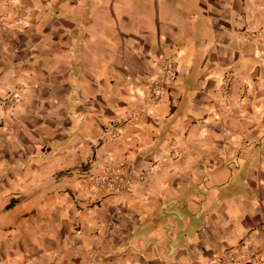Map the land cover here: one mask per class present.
I'll return each instance as SVG.
<instances>
[{
    "label": "crops",
    "instance_id": "1",
    "mask_svg": "<svg viewBox=\"0 0 264 264\" xmlns=\"http://www.w3.org/2000/svg\"><path fill=\"white\" fill-rule=\"evenodd\" d=\"M0 17V102L17 96L0 264H207L244 239L264 264V0H0ZM107 157L152 174L106 196L88 178Z\"/></svg>",
    "mask_w": 264,
    "mask_h": 264
},
{
    "label": "built area",
    "instance_id": "2",
    "mask_svg": "<svg viewBox=\"0 0 264 264\" xmlns=\"http://www.w3.org/2000/svg\"><path fill=\"white\" fill-rule=\"evenodd\" d=\"M256 4H260L263 0H254ZM26 12L20 11L18 17H25ZM6 25V19L0 17V28ZM247 38H252V34L245 33ZM176 77V56H172L163 60L160 68L150 79L147 87V97L152 102H158L165 94L169 85H171ZM231 76L225 75L217 88L218 94L227 103V93L231 83ZM17 102V96H9L0 102V108L6 109L14 106ZM109 136L113 139L117 134L112 132ZM151 170L146 169L138 173L134 178L124 177L118 166L112 164L110 158L107 157L106 167L102 174L98 176H89L88 180L92 187L104 193L106 196L117 195L122 192H128L133 188L135 182L143 183L151 176ZM257 262V253L251 242L247 239L242 240L238 247L227 248L219 255L211 259L207 264H255Z\"/></svg>",
    "mask_w": 264,
    "mask_h": 264
}]
</instances>
